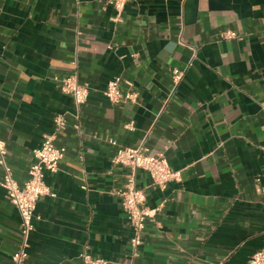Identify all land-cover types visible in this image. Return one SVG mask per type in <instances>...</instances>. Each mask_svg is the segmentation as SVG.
<instances>
[{
	"label": "crops",
	"instance_id": "1",
	"mask_svg": "<svg viewBox=\"0 0 264 264\" xmlns=\"http://www.w3.org/2000/svg\"><path fill=\"white\" fill-rule=\"evenodd\" d=\"M71 75L90 87L80 107L58 81ZM116 76L135 100H108ZM59 115L57 195L37 203L25 264H84L86 246L107 264H249L264 250V0H129L121 13L0 0V139L20 184ZM143 139L181 181L162 191L136 172L156 214L134 255L117 194L129 170L113 157ZM2 181L0 167V264H13L22 223Z\"/></svg>",
	"mask_w": 264,
	"mask_h": 264
},
{
	"label": "built area",
	"instance_id": "2",
	"mask_svg": "<svg viewBox=\"0 0 264 264\" xmlns=\"http://www.w3.org/2000/svg\"><path fill=\"white\" fill-rule=\"evenodd\" d=\"M121 13L129 0H107ZM225 38H235L237 34L226 31L222 35ZM184 77V71L174 70L175 83L179 84ZM63 92L69 94L77 107L83 105L89 98L90 87L87 83H81L77 76L71 75L58 79ZM105 95L112 103H119L126 99L135 100L137 94L122 91V78L116 76L105 90ZM56 130L46 134L40 147L34 150L35 161L28 169L27 180L20 184L13 175V170L8 164V150L6 143L0 139V167L3 169V181L1 186L7 191L10 201L15 205L22 223V244L13 256V264H25L29 256V239L35 230L36 207L43 196L56 197L55 191L46 182V173H57L60 170V162L64 158L65 149L55 145L57 131L66 126L63 116L55 117ZM127 127L132 128L130 123ZM114 143V141H111ZM113 163L127 167L129 170L127 182L117 194L122 198V206L129 220L133 235L130 245L134 255L143 244L147 222L154 218L155 209L146 206V194L143 188L138 187L136 172L141 169L149 173L152 185L164 191L173 181H181V171L170 166L169 160L162 152L151 153L146 144V139L135 147H121L117 149L113 157ZM84 264H107L103 258L94 257L86 246L80 255ZM249 264H264V250L256 251L250 258Z\"/></svg>",
	"mask_w": 264,
	"mask_h": 264
}]
</instances>
